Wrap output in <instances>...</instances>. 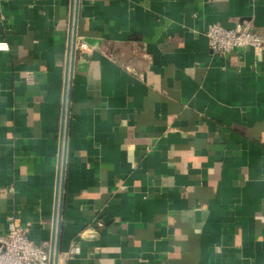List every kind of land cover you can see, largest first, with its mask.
<instances>
[{"label": "crops", "instance_id": "0c3cea01", "mask_svg": "<svg viewBox=\"0 0 264 264\" xmlns=\"http://www.w3.org/2000/svg\"><path fill=\"white\" fill-rule=\"evenodd\" d=\"M68 19L69 0H0V233L13 213L35 245ZM212 23L264 33V0H79L58 264H264V52H211Z\"/></svg>", "mask_w": 264, "mask_h": 264}, {"label": "built area", "instance_id": "2783aa9c", "mask_svg": "<svg viewBox=\"0 0 264 264\" xmlns=\"http://www.w3.org/2000/svg\"><path fill=\"white\" fill-rule=\"evenodd\" d=\"M205 36L207 45L211 52L226 55L235 49H252L257 55L264 52V33L255 32L247 24L236 25L227 29L219 23L208 25ZM89 47L81 40H76L75 50L85 51ZM8 46L0 42V51H7ZM31 78L30 73L26 74V80ZM103 223L96 221L97 229L103 228ZM31 228L30 223H21L13 214L6 217V231L0 233V264H48L49 243L42 242L35 245L30 241L28 235ZM98 249L94 251L97 252ZM80 253L77 245L70 247L65 258H71Z\"/></svg>", "mask_w": 264, "mask_h": 264}, {"label": "water", "instance_id": "95a60500", "mask_svg": "<svg viewBox=\"0 0 264 264\" xmlns=\"http://www.w3.org/2000/svg\"><path fill=\"white\" fill-rule=\"evenodd\" d=\"M79 0H69V19L67 32V46L65 59L64 88L62 98L61 120L59 129V146L57 156V174L54 198V215L52 234L49 245L48 264H58L60 253V233L62 217V201L65 181V161L67 153V140L69 133L71 98H72V79L75 58V44L77 38Z\"/></svg>", "mask_w": 264, "mask_h": 264}]
</instances>
